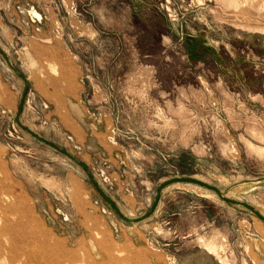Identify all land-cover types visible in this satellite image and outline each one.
<instances>
[{
    "label": "rangeland",
    "instance_id": "1",
    "mask_svg": "<svg viewBox=\"0 0 264 264\" xmlns=\"http://www.w3.org/2000/svg\"><path fill=\"white\" fill-rule=\"evenodd\" d=\"M39 17H37V15ZM0 264H264V0H0ZM78 84L85 141L36 90ZM192 178L216 188L181 181Z\"/></svg>",
    "mask_w": 264,
    "mask_h": 264
},
{
    "label": "crops",
    "instance_id": "2",
    "mask_svg": "<svg viewBox=\"0 0 264 264\" xmlns=\"http://www.w3.org/2000/svg\"><path fill=\"white\" fill-rule=\"evenodd\" d=\"M21 73L25 75L24 72ZM48 76L50 80L47 82L46 86L40 83L36 84V90L39 95L43 96L50 106L47 114L54 116L60 126L72 134L74 138L78 139L80 142L85 141L86 133L81 123L84 111L78 99V84L73 83L72 80L63 81L57 76ZM14 103L15 101L12 93H7L0 99V105L7 109H12Z\"/></svg>",
    "mask_w": 264,
    "mask_h": 264
},
{
    "label": "water",
    "instance_id": "3",
    "mask_svg": "<svg viewBox=\"0 0 264 264\" xmlns=\"http://www.w3.org/2000/svg\"><path fill=\"white\" fill-rule=\"evenodd\" d=\"M0 54L2 56V58L4 59V61L6 62V64L9 66V68L24 82V89L20 98V102L18 105V109H17V113L15 115V122L16 124L25 132H27L28 134L32 135L33 137L37 138L38 140L52 146L54 149H56L57 151H59L60 153L64 154L65 156H67L68 158H70L75 164L79 165L86 173L88 179L90 180L91 184L93 185V187L95 188V190L99 193V195L102 197V199L125 221L127 222H131V223H136L139 222L143 219H146L147 217H149L155 210L156 204L158 202V197L160 195V191L158 192V195L153 203V205L150 207V209L142 216L138 217V218H127L126 216H124L122 214V212L119 210V208L117 207V205L115 204V202L102 190V188L98 185V183L96 182V180L94 179L92 173L90 172V170L88 169V167L80 162L77 158L73 157L72 155H70L68 152L64 151L63 149L50 144L49 142H47L46 140L42 139L39 135L35 134L32 130H30L27 126H25L20 119L21 113H22V109H23V104L25 101V97L28 91V82L26 77L20 72V70L12 63L11 59L2 51V49L0 48ZM181 181L187 182V183H191V184H196L198 186H203V187H207L212 189L214 192H216V194L218 195V197L222 200H224L225 202L231 203V204H235L241 207H244L248 210H250L251 212H253L254 214H256L258 217L262 218L252 207H250L249 205L243 203V202H238V201H234V200H230L227 198H224L222 196V194L214 187L208 186L202 182H199L197 180H194L192 178H181ZM264 220V218H262Z\"/></svg>",
    "mask_w": 264,
    "mask_h": 264
},
{
    "label": "bare ground",
    "instance_id": "4",
    "mask_svg": "<svg viewBox=\"0 0 264 264\" xmlns=\"http://www.w3.org/2000/svg\"><path fill=\"white\" fill-rule=\"evenodd\" d=\"M36 15H37V17H39L38 14H36Z\"/></svg>",
    "mask_w": 264,
    "mask_h": 264
}]
</instances>
